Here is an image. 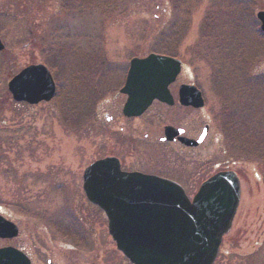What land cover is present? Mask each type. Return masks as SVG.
Returning <instances> with one entry per match:
<instances>
[{
	"label": "rangeland",
	"instance_id": "1",
	"mask_svg": "<svg viewBox=\"0 0 264 264\" xmlns=\"http://www.w3.org/2000/svg\"><path fill=\"white\" fill-rule=\"evenodd\" d=\"M86 2L0 0V216L18 229L16 238L0 239V249H17L31 264H129L114 248L103 213L86 200L82 173L111 153L125 167L153 168L168 163L163 155L170 152L184 171L180 181L190 196L217 172H234L239 180L238 206L213 264H264V159L236 156L237 142L220 131L225 129L221 106L227 104L219 98H238V115L244 103H253L252 118L261 123L264 86L246 99L226 84L213 83L214 67L201 55L214 44L200 36L205 17L225 4L248 7L259 31L255 14L264 11V0H188L177 7L169 0ZM184 21L186 28L170 45L183 67L169 89L175 95L179 85H195L204 107L182 110L154 103L140 117H123L119 89L129 61L164 55L163 44ZM59 46L71 57L55 55ZM35 64L51 68L54 97L59 95L62 107L59 97L34 106L11 100L9 80ZM253 72L264 74V59ZM74 77L79 95L77 105H70L67 86ZM204 124L207 139L196 152L146 142L162 136L168 125L196 137ZM254 147L264 152V143Z\"/></svg>",
	"mask_w": 264,
	"mask_h": 264
},
{
	"label": "water",
	"instance_id": "2",
	"mask_svg": "<svg viewBox=\"0 0 264 264\" xmlns=\"http://www.w3.org/2000/svg\"><path fill=\"white\" fill-rule=\"evenodd\" d=\"M264 35V11L255 15ZM4 46L0 41V52ZM180 73L176 59L151 54L130 60L119 94L126 97L125 118L142 115L153 101L173 105L168 87ZM16 103L37 105L49 102L55 92L50 73L43 65L22 69L7 84ZM178 103L200 109L203 99L193 86L182 85ZM207 133L205 127L197 140L178 138L186 147H197ZM163 141L171 142L181 130L164 128ZM86 200L100 209L107 219V233L115 248L130 264H213L222 237L232 224L240 186L231 171L219 172L197 190L190 201L177 184L154 176L124 173L114 158L98 160L82 173ZM15 225L0 217V239H13ZM0 264H30L21 252L0 249Z\"/></svg>",
	"mask_w": 264,
	"mask_h": 264
},
{
	"label": "trees",
	"instance_id": "3",
	"mask_svg": "<svg viewBox=\"0 0 264 264\" xmlns=\"http://www.w3.org/2000/svg\"><path fill=\"white\" fill-rule=\"evenodd\" d=\"M86 4H92V1L98 0H84ZM175 1L172 6L177 7L184 5L188 0H169ZM227 19L223 20L222 13L225 14ZM233 16V17H232ZM252 14L249 12V8L235 5L233 7H214V12H210L205 17L203 22L200 36L204 40H209L214 44L213 49L203 52L201 57L207 60L213 68L212 79L215 84H226L229 90H235L236 96L240 98L248 99L253 97L258 88L264 86V74L255 75L253 72L256 64L260 62V59H264V36L254 30L252 27ZM222 21H225L222 23ZM187 21H184L181 26H178L166 39L168 42L163 44V53L166 56L175 57L172 53L173 47L170 46L179 35L182 34L186 28ZM226 25L228 26L226 28ZM256 26V25H255ZM175 46V45H174ZM51 48V47H50ZM63 47L59 46L55 49L54 53L62 54ZM69 53L62 54L71 57ZM84 55V54H82ZM64 56L63 59L66 57ZM86 56V55H84ZM99 65L101 64V58L98 59ZM48 69H51L47 66ZM75 78V77H74ZM71 82L67 88L69 93L67 95L70 105H77L78 93L74 92V88L78 86V80ZM234 91V92H235ZM59 97V95H58ZM58 97H54V100H58ZM224 99L227 104L226 108L221 106V112L223 110V126L224 131L220 129L224 138L226 137L229 142L238 146L235 149L237 151L236 156L251 159L257 158V160L264 159V152L262 148L255 151L254 144L256 142L264 143V120L261 123H257L252 118L254 113L253 103L245 104V107L241 113L235 114L238 111L236 104L238 98L233 97H219ZM53 101V100H52ZM59 105L61 106V98L59 97ZM230 106V111L229 107ZM226 114V115H225ZM264 117V112L262 114ZM235 117H238L236 120ZM239 150V151H238Z\"/></svg>",
	"mask_w": 264,
	"mask_h": 264
},
{
	"label": "flooded vegetation",
	"instance_id": "4",
	"mask_svg": "<svg viewBox=\"0 0 264 264\" xmlns=\"http://www.w3.org/2000/svg\"><path fill=\"white\" fill-rule=\"evenodd\" d=\"M178 88H179V86H178ZM169 91H170V93H171V95H172V98H173V105L171 106V107H174V106H178L179 108H181L182 110H192V109H190V108H183V107H181V106H179L178 104H177V100H178V89H177V91H176V93H175V95H173V93L171 92V90L169 89ZM154 103H158V102H153L152 104H151V106L154 104ZM158 104H160V105H162L161 103H158ZM150 106V107H151ZM162 106H165V105H162ZM149 107V108H150ZM167 107V106H166ZM171 107H167V108H171ZM148 108V109H149ZM147 109V110H148ZM146 110V111H147ZM169 126V125H168ZM206 126V124H204L203 126H202V129H201V131L203 130V128ZM172 127V126H171ZM179 129H181L182 130V134L180 135V136H178V137H176L173 141H171V142H164L163 141V132H162V136H156V137H151V140H146V142L147 141H149V142H147V144H148V146H151V147H159V148H164V150L165 149H167V148H172V147H179L180 148V152H185V150H189V152L190 151H194V152H196V151H198L202 146H203V144L205 143V141H206V139H207V135H208V132H207V135H206V137L204 138V140H203V142L199 145V146H197V147H195V148H186V147H184L183 145H181L180 143H179V141H178V138H180V137H185V138H188V139H192V140H197L198 138H199V136H200V133H201V131H200V133H198V135L196 136V137H193V136H189V135H186V133H185V130H183L182 128H179ZM208 131H209V128H208ZM189 136V137H188ZM167 151V150H166ZM200 154H202V152H199ZM189 155H191V154H189ZM163 156H166L165 157V159L168 161V163H164V164H162V165H158L157 167H153V168H151V167H148V168H144V167H142V166H139V168L137 167H135L136 165H129V166H124V163H123V160L122 159H120L119 157H117L115 154H113V153H111L109 156H106L107 158H115L117 161H118V163H119V167H120V170L122 171V172H125V173H140V174H144V175H149V176H156V177H159V178H162V179H166V180H170V181H173V182H175V183H177V184H179L181 187H182V189L184 190V192H185V194L187 195V197L188 198H191L194 194H192V196H190V195H188L187 193H186V191H185V188H184V186H183V183L180 181L181 180V178L183 177V173H184V171L181 169V168H179L177 165H176V163H174V162H176L175 160V156L173 155V153L171 154L170 152L168 153V155L167 154H165V155H163ZM179 156H180V154H179ZM106 157H103V158H106ZM102 159V158H101ZM182 175V176H181ZM207 179V178H206ZM206 179H204V180H206ZM203 180V181H204ZM203 181H201L199 184H201ZM199 187V186H198ZM196 192V191H195ZM194 192V193H195Z\"/></svg>",
	"mask_w": 264,
	"mask_h": 264
}]
</instances>
